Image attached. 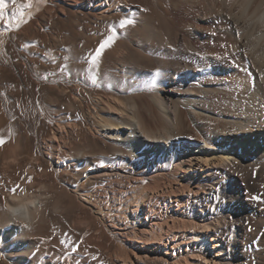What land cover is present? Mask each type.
<instances>
[{"label":"bare ground","instance_id":"bare-ground-1","mask_svg":"<svg viewBox=\"0 0 264 264\" xmlns=\"http://www.w3.org/2000/svg\"><path fill=\"white\" fill-rule=\"evenodd\" d=\"M133 2L125 0L112 14L101 15L103 8H99L91 23L98 35L90 38L75 33L72 44L78 35L85 36L83 44L100 43L105 39V23L131 20L133 23L124 29L132 33L128 43L133 54L139 60L160 63L156 69L159 75L150 76V70H145L135 83L122 62L128 53L114 46L111 52V45L105 49L95 66V82L104 69L105 58L114 53L120 78L131 81L132 86L129 90L123 85L117 90L107 87L110 93L130 95L98 99L91 117L92 127L103 135L102 159L113 166H95L100 159L92 160L84 151H77L71 164L91 162L93 168L81 169L86 177L152 174L134 196L132 202L138 205L142 198L155 195L162 180H176L184 163L194 158L210 162L202 179L182 187L188 197L174 198L176 191L171 190L160 199L150 198L145 209L147 221L151 220L149 236L153 240L161 238L163 234L152 222L165 219L176 203L191 213L182 217L188 220L178 222V229L201 226L207 238L219 244L221 257L214 264H264V0H173L171 9L167 6L163 10L156 3L148 17L136 20L129 10ZM112 34L115 36V29ZM215 36L220 39L215 40ZM145 83H152L153 88L141 91L139 87ZM87 92L81 88V103ZM71 96L75 104L74 91ZM70 108L73 116L74 105ZM193 186L207 194L198 202L190 201ZM40 204V197L24 195L15 207L6 203L7 212L0 214V240L7 242L6 255L15 258L16 264H33L35 245L25 231L32 226ZM193 235L195 239L187 244L173 234L166 242L171 244L172 253L167 250L168 255L156 264L182 263L185 247H194L193 253L206 259L203 234ZM137 253L136 257L142 258ZM120 254L123 262L132 260L130 252ZM185 261L190 262L189 258ZM0 264L12 263L2 257Z\"/></svg>","mask_w":264,"mask_h":264},{"label":"rangeland","instance_id":"rangeland-1","mask_svg":"<svg viewBox=\"0 0 264 264\" xmlns=\"http://www.w3.org/2000/svg\"><path fill=\"white\" fill-rule=\"evenodd\" d=\"M133 1L129 10L135 20L148 17L156 3L163 10L168 6L169 10L173 2ZM27 3L29 0H15V3L5 0V19L0 20V139L4 141L0 144V214L7 210L6 203L15 207L24 195L41 198L32 226L25 231L35 245L30 263L140 264L149 260L148 264H156L162 256L168 255L167 250L172 253L171 244L166 245V242L173 234L176 239L181 236L189 244L195 239L193 233L196 232L203 234L206 240L202 246L208 251L204 253L207 258L193 253L194 247H185L182 255L186 253V257L183 256L182 263L174 264H192V259L201 264H214L221 257L219 244L207 238L201 226L178 229V222L187 219L182 217L191 214L184 205L178 207L173 203L171 212L165 214V222L153 220L152 224L163 234L162 241L149 236L151 220L147 221L145 210L150 198L160 199L171 190L176 191L174 198L177 195L188 197L189 193L182 187L202 179L210 162L194 158L184 163L179 167L181 169L178 168L176 180L170 177L162 180L158 192L142 198L140 205L132 201L152 174L86 177L81 169L93 168L91 162L71 164L75 153L84 151L92 160L100 159L95 166H113L103 160V135L92 127L91 117L98 99L130 95L110 93L107 87L113 86L117 90L118 85H123L129 90L131 81L120 78L119 66L112 53L105 58L104 69L98 73V81L93 83L97 72L89 60L100 43H83L85 36L95 38L98 35L91 24L99 14L98 9L103 8L101 15L112 14L115 6L125 0H31V7L23 9L26 23L17 29L14 27L17 21L12 17L20 5ZM90 10L95 12L85 15ZM237 20L243 25L241 19ZM119 25L120 22L108 21L102 26L105 39L111 36V30L116 31L115 36L112 34L111 52L114 46L116 50L128 53L122 62L137 80L135 83L140 81L145 70H150V76L154 75L160 63L137 59L128 43L131 31ZM75 33L85 36L78 35L73 45ZM216 38L220 39L219 36ZM81 88L88 91L83 103L78 98ZM144 88L152 89L153 84L145 83L139 87L141 91H147ZM73 91L75 104L71 96ZM197 190L193 188L191 202H198L207 195ZM123 252L131 253L130 262L122 261L120 253ZM135 253L142 258H137ZM6 254L7 242L0 240V260L5 257L8 263L16 264L15 258ZM186 258L192 263L186 262Z\"/></svg>","mask_w":264,"mask_h":264},{"label":"snow or ice","instance_id":"snow-or-ice-1","mask_svg":"<svg viewBox=\"0 0 264 264\" xmlns=\"http://www.w3.org/2000/svg\"><path fill=\"white\" fill-rule=\"evenodd\" d=\"M13 3H15V0H13ZM30 7H31V0H29V3L19 6L17 13L12 17L13 20L17 21V23L14 25L15 28L18 29L21 24L26 23V20L24 19L25 12L23 11V9H27ZM5 8H6L5 0H0V20L5 19ZM7 23L8 22L6 21V26H7ZM132 23H133V21L128 20V19H124V20L120 21V27L124 28L125 26L130 25ZM237 36H239V33H237ZM112 40H113V37L109 36L107 39L100 42L98 47L95 49L94 54L91 56V58L89 60V64L92 67L96 66L97 60L102 56L103 52L110 45ZM156 75H159V73L157 72ZM261 78L264 79V76H262ZM92 82L95 83V80L93 79ZM3 143H4V141L2 139H0V144H3ZM253 199H255V197ZM61 243L63 244L64 242L61 241Z\"/></svg>","mask_w":264,"mask_h":264}]
</instances>
